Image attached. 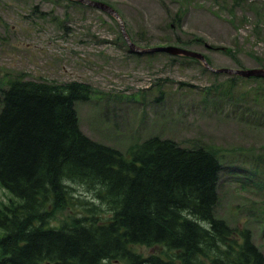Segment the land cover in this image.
I'll return each mask as SVG.
<instances>
[{"label": "rangeland", "instance_id": "obj_1", "mask_svg": "<svg viewBox=\"0 0 264 264\" xmlns=\"http://www.w3.org/2000/svg\"><path fill=\"white\" fill-rule=\"evenodd\" d=\"M96 1L119 13L141 47H186L215 68L264 69V0ZM119 32L108 15L67 0H0V87L21 73L85 83L93 93L75 105L79 129L97 143L124 153L157 136L213 151L223 167L214 213L249 230L264 255V81H233L192 60L132 55ZM62 182L75 197L73 212L101 205L74 180ZM11 202L18 200L0 187V208ZM134 250L165 257L159 246Z\"/></svg>", "mask_w": 264, "mask_h": 264}, {"label": "trees", "instance_id": "obj_2", "mask_svg": "<svg viewBox=\"0 0 264 264\" xmlns=\"http://www.w3.org/2000/svg\"><path fill=\"white\" fill-rule=\"evenodd\" d=\"M92 93L23 73L0 87V186L18 200L0 209V264H264L251 232L214 213L223 167L213 151L157 136L124 153L97 143L75 108ZM64 177L101 205L73 212ZM137 246L163 247L166 259Z\"/></svg>", "mask_w": 264, "mask_h": 264}, {"label": "water", "instance_id": "obj_3", "mask_svg": "<svg viewBox=\"0 0 264 264\" xmlns=\"http://www.w3.org/2000/svg\"><path fill=\"white\" fill-rule=\"evenodd\" d=\"M76 1L78 3L87 5L89 7H93L95 9H98L102 12H104L105 14L113 17L117 22L118 25L120 27V31L123 35V37L125 38L130 51H132L133 53H137V54H147V53H154V52H165L168 53L170 55H174V56H184L187 58H193L196 59L198 61H200L204 67H206L209 71L213 72V73H226V74H230V75H238L244 78H252V77H257V78H264V70L263 69H250V70H230V69H215L210 67L204 57L196 52L193 51H188V50H183L180 48H176V47H167V48H153V49H143L140 48L136 45H134L126 31H125V27L123 24L122 19L120 18L119 14L116 12V10H114L111 6L104 4L102 2H97V1H92V0H73Z\"/></svg>", "mask_w": 264, "mask_h": 264}]
</instances>
